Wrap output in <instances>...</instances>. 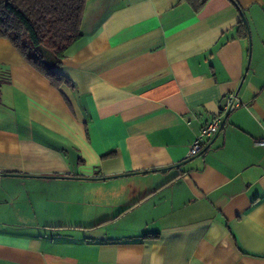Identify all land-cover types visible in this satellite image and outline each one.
Wrapping results in <instances>:
<instances>
[{"label": "crops", "instance_id": "0c3cea01", "mask_svg": "<svg viewBox=\"0 0 264 264\" xmlns=\"http://www.w3.org/2000/svg\"><path fill=\"white\" fill-rule=\"evenodd\" d=\"M237 1L86 0L59 88L0 38V264H264V0Z\"/></svg>", "mask_w": 264, "mask_h": 264}, {"label": "trees", "instance_id": "16d2710c", "mask_svg": "<svg viewBox=\"0 0 264 264\" xmlns=\"http://www.w3.org/2000/svg\"><path fill=\"white\" fill-rule=\"evenodd\" d=\"M188 1L198 9L206 0ZM231 1L243 11L237 0ZM85 4L86 0H0V38L8 40L28 64L59 88L69 80L55 69L81 36ZM235 30L239 37L248 38L243 18Z\"/></svg>", "mask_w": 264, "mask_h": 264}, {"label": "built area", "instance_id": "2783aa9c", "mask_svg": "<svg viewBox=\"0 0 264 264\" xmlns=\"http://www.w3.org/2000/svg\"><path fill=\"white\" fill-rule=\"evenodd\" d=\"M241 104V101L235 93H229L226 96V103L222 106V110L212 116V118L202 127L200 133L192 141L189 147L188 155L193 156L200 153L206 142L219 132L225 116ZM255 143L264 145V137L255 140Z\"/></svg>", "mask_w": 264, "mask_h": 264}, {"label": "water", "instance_id": "95a60500", "mask_svg": "<svg viewBox=\"0 0 264 264\" xmlns=\"http://www.w3.org/2000/svg\"><path fill=\"white\" fill-rule=\"evenodd\" d=\"M241 15H242V18H243V20H244V22H245V25H246V27H247L248 37H249V29H248V25H247L246 19H245V17L243 16V14H241ZM249 57H250V53H249ZM249 57H248V61H247V63H249ZM222 125H223V123H222Z\"/></svg>", "mask_w": 264, "mask_h": 264}]
</instances>
